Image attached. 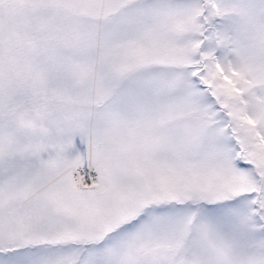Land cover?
Here are the masks:
<instances>
[{"label": "snow or ice", "instance_id": "6c2138e0", "mask_svg": "<svg viewBox=\"0 0 264 264\" xmlns=\"http://www.w3.org/2000/svg\"><path fill=\"white\" fill-rule=\"evenodd\" d=\"M0 264H264V0H0Z\"/></svg>", "mask_w": 264, "mask_h": 264}]
</instances>
